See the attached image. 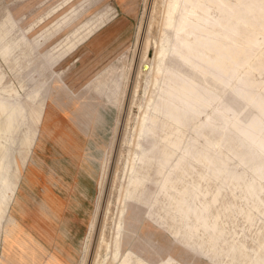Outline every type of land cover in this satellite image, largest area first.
Wrapping results in <instances>:
<instances>
[{"label":"rangeland","instance_id":"374dc122","mask_svg":"<svg viewBox=\"0 0 264 264\" xmlns=\"http://www.w3.org/2000/svg\"><path fill=\"white\" fill-rule=\"evenodd\" d=\"M236 1L246 0H217L197 15L228 14ZM260 2L255 15L264 16ZM170 5L0 0V110L26 108L17 143L1 133L0 157L7 149L21 157L23 173L37 170L21 191L29 219L0 222V264H264V94L245 90L248 82L264 89V21L241 25L227 49L213 38L210 63L184 68L193 83L182 99L161 83L178 87L181 74L156 70L157 51L172 45ZM193 35L179 34L181 53H193L188 43L204 47ZM218 51L227 67L226 52L236 58L228 74L215 69ZM241 88L244 101L235 93ZM150 100L164 113L147 121L141 153L134 139ZM44 110L57 114L48 132L37 121ZM48 187L65 204L49 239L33 228L40 222L46 230Z\"/></svg>","mask_w":264,"mask_h":264},{"label":"bare ground","instance_id":"6f19581e","mask_svg":"<svg viewBox=\"0 0 264 264\" xmlns=\"http://www.w3.org/2000/svg\"><path fill=\"white\" fill-rule=\"evenodd\" d=\"M190 1L191 0H171V5H170L169 9L167 10V15H166V17H167L166 18V20H167L166 21V32L168 34V37H171V35L173 36L171 38L172 45L170 47H162V49H159L157 51V54H156V56L159 58V63L156 66V70H158L160 72L162 78H164L166 75H169V74H181L182 83L178 87H174L171 83L167 82L166 80H163L161 82L163 89H164L163 92H165V94L168 96H171V97L176 96V97H180L182 99L187 97V95H188L187 88L193 83L192 76L190 74H188V72H186L184 70V68L189 69L191 71V73L194 72V69H193V67H194V63H193L194 61L193 60L194 59H197L198 61H201V62L204 61V62L210 63L211 55L209 54L210 53L209 50L211 49V43H212L213 38L215 39V41H217L219 38H222V40H224L225 42L221 41L222 43L219 45L218 48L219 49L222 48V50L227 49L230 46V45H228L229 43L227 41H230V39H232V37L242 35L241 34L242 28L240 27L241 25H243V24L254 25L256 23V21H258V20L264 21V16L255 15V9L260 8L263 5L260 2V0L236 1V3H234V5H236L237 2H242V4L240 6L237 5L239 7V8L237 7L238 12H237V10L236 11L233 10V7H231V11L228 14H225V13H223V10H220V13H218L214 17V19L202 18L201 16H198L197 13L200 11H202L203 13H206L208 11V9L210 8V3L215 2L217 0H197V1H199L197 5L196 4L190 5V11L188 12V14H185V15L181 14L182 8L186 4H188ZM250 14H253L251 16V18L248 17V16H250ZM212 25H214V27L216 28V30L214 31L215 37H212V35H211V26ZM218 26H221L222 28L220 29ZM188 27L190 29L187 31ZM184 30L186 33L195 34V35H193V39L195 38L194 39L195 42L197 41L199 44H201V45L203 44L204 47L195 46L194 44H196V43H194V44L188 43L189 46H191V48L194 49L193 53H189L187 55L181 53L179 50V44H180L179 34L184 32ZM253 33H255V31H253ZM248 40L251 41L252 39L248 38ZM219 49H216V52ZM219 51H218V54H220V55L222 54V55L219 57H215L214 60H219L221 65H220V67H218V68L216 67L215 69L221 71L222 73L228 74L230 72L229 67L231 64L236 63V60H235L236 58H231L229 55V52H226V55H227L226 58L229 57V59H230V63H228L229 66L227 67L225 65V63H227V62L224 61L225 56L223 55L222 51H221V53H219ZM167 61H169V64L171 65V68H172L169 72L167 71L169 69L166 70V68H165V65H166L165 63ZM185 64H186V66H185ZM120 81H121V79H120ZM165 85L167 87H164ZM246 86H248L249 88H252L251 91L245 88V90L250 92L252 95L253 94L255 95L257 93H258V95L264 94V89L257 91V88L253 87L251 82H248ZM118 87H119V85H118ZM242 90L243 89L241 88L235 92L236 96L238 98H240L241 101L243 100V98H242V92L243 91ZM115 91H116V89H115ZM114 95H115L114 93L110 94L108 97L109 100H111L114 97ZM49 100L50 99H48L47 101H49ZM235 101H237V100H235ZM251 103L252 102H250V104ZM47 104H48V102H47ZM58 107H60V106L58 105ZM146 109H147L146 114L143 116V119L140 121V123H138V124H140L139 133L135 137L136 139H134L135 140L134 145L136 147H140L141 153L145 152L146 145L150 141V136L148 135L149 127L147 126V121L150 120V118L155 113L156 114L164 113V111H162V110H164L163 106H162V102H160L158 104L157 103L154 104L153 100H150L148 105L146 106ZM24 111H26V108L23 105L11 107V108H8L5 105H2V107H1L0 114L2 115V119L4 120V128L2 125H0V135L3 131L9 132L10 133V141H12L13 144L17 143V141L14 140L13 135L16 133L17 128L20 125V120L24 118ZM53 111L44 110L42 113L37 112L38 113L37 121H40L42 123V131H44V132L49 131L51 124L53 123V121L55 120V118L57 116V114L56 113L54 114ZM33 113H35V111H33ZM41 115H45V117L41 118ZM69 115H70V113H69ZM61 117L63 118V116H61ZM173 117H175L174 114H173ZM260 118H257V120H260ZM57 127H58V125H57ZM41 133H40V136H41ZM48 139H49V137H48ZM27 140H28L27 138H24V139L20 140L19 143L26 144ZM136 154H138V153H136ZM22 168H23V162H22L21 157L14 156L7 149L4 150L3 154L0 157V222H1L2 218H4L5 216H8L10 219L8 225H10L11 227L18 221V218H20L19 220H22V218H23V220L29 219V212L27 210V204H26L25 196L23 197V193L21 191H22V188H23L22 186L24 183L34 184L36 181L35 178L37 177V173H36L37 170L35 168L29 170L28 173H23L21 171ZM76 204H77V202H76ZM64 205L65 204H63V202L61 200H58V199L55 200L51 196V191H50V188L48 187L47 192H46V199L43 202V208L41 209V217H40V219L42 221H44V224L46 225V230L45 229L43 230L41 223L38 222L37 226L36 225L33 226L35 232L38 234H41V236L43 235L45 238H48V239L54 238V228H53L52 222L55 219V217L59 216V211L63 208ZM17 216H18V218H17ZM19 216H21V217H19ZM60 223H58V224H60ZM9 231H10V229H9ZM56 236H57V234H56ZM53 258L57 259L55 256H53Z\"/></svg>","mask_w":264,"mask_h":264}]
</instances>
